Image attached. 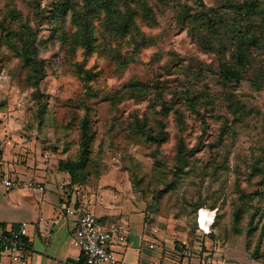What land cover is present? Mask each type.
<instances>
[{"label":"rangeland","instance_id":"374dc122","mask_svg":"<svg viewBox=\"0 0 264 264\" xmlns=\"http://www.w3.org/2000/svg\"><path fill=\"white\" fill-rule=\"evenodd\" d=\"M63 1L0 0L2 142L35 140L60 168L62 160L79 158L88 117L91 155L78 171L103 176L99 183L129 199L122 210L134 209L123 222L133 224L130 247L148 245L149 235L137 233L147 216L152 230L178 250L182 243L196 247L208 264H264V49L252 51L240 84L225 87L217 75L219 56L198 42L189 20L179 15L184 6L192 13L228 11V0H112L108 23L105 10L91 16L89 53L63 41V31L77 28L73 9L60 17L54 10ZM133 10L129 31L120 32V17ZM23 29L34 39L33 57L44 62L38 85L20 55L17 32ZM80 64L95 75L83 78ZM227 91L245 104L243 115L230 109ZM138 122L153 136L164 130L165 139H147ZM180 139L193 150L183 172L175 165ZM196 201L216 211L210 235L192 226ZM236 210L242 211L238 223Z\"/></svg>","mask_w":264,"mask_h":264},{"label":"crops","instance_id":"0c3cea01","mask_svg":"<svg viewBox=\"0 0 264 264\" xmlns=\"http://www.w3.org/2000/svg\"><path fill=\"white\" fill-rule=\"evenodd\" d=\"M48 161V156L44 155L35 140L20 138V144H16L11 137L3 142L0 138V175L21 181L36 180L45 187L41 191L0 185V231L11 230L23 221L29 223L28 239L32 250L29 264H76L80 251L73 245L72 238L77 217L65 212L63 182L66 180L75 186L70 195L71 203L88 202L101 220L108 222L111 219L124 230L128 227L127 245L113 244L114 250L121 256L119 264H208L199 254L188 257L187 263H184L186 256L182 258L179 255V248L165 239L163 232L150 228L147 216H144L143 223L138 224L137 233L143 237L149 235L148 245L143 243L139 250L130 247L133 224L131 222L126 226L123 222L127 216L131 220L129 215L134 209L122 210L129 199L121 198V191L112 185L99 183L103 176L94 178L79 171L71 173ZM193 248L197 252V248ZM210 264L218 263L211 261Z\"/></svg>","mask_w":264,"mask_h":264},{"label":"trees","instance_id":"16d2710c","mask_svg":"<svg viewBox=\"0 0 264 264\" xmlns=\"http://www.w3.org/2000/svg\"><path fill=\"white\" fill-rule=\"evenodd\" d=\"M81 2L83 7L80 6ZM228 2L229 10L224 12L198 9L197 12L192 13L185 6L180 8L179 11L180 19L189 20L192 32L197 35L198 42L208 51H213L219 56L217 75L218 80L225 87L233 83H236V85L240 84L246 77L250 56L253 55L252 51L264 49V0H244L243 2L228 0ZM76 6L81 7V9L76 8ZM114 6L112 0H64L63 2H56L54 10L57 9L59 11V17L62 12L66 13L68 9H73L72 21L77 26L70 33L63 31V41L72 48L77 45H82L89 53L93 47L92 36L94 29V26L91 25V16H97L99 9L105 10L107 16L104 21L108 23L113 18ZM134 14L135 11L133 10L130 15L124 14L120 17L118 26L120 32L129 31L131 27L130 21ZM12 33L9 31L5 35V38L7 37L6 40L9 42ZM17 35L23 42L20 55L25 65L31 70L32 76L36 78V85H38L45 76L44 62L33 57V54L36 52V46L34 39L30 37V33L23 29L17 32ZM78 68L83 78H90L92 75H95V72H92L91 69H84L81 67V64ZM225 95L227 100L231 101L229 107L233 113L243 115L246 108L245 104L235 99V92L227 91ZM165 113L167 112L165 111ZM88 123V117H85L81 125V150L78 156L79 158L68 161L62 160L60 162V168L75 173L79 169L86 167L91 155L92 143ZM137 125V128L143 131V135L153 142L160 143L167 135L162 130L161 133L153 136L150 128H146L147 125L145 123L138 122ZM192 152L193 150L187 147L184 139H180L175 157L177 171H184L181 165L189 164L190 154ZM191 204L194 213L192 226L197 230V212L200 207H204L205 205H202L201 201L191 202ZM241 213V210H236L234 215L235 223L239 222ZM211 233L212 231L209 235ZM182 244L186 245L187 243ZM179 255L182 258L184 256L181 254V250H179ZM254 256L257 257L258 252Z\"/></svg>","mask_w":264,"mask_h":264},{"label":"built area","instance_id":"2783aa9c","mask_svg":"<svg viewBox=\"0 0 264 264\" xmlns=\"http://www.w3.org/2000/svg\"><path fill=\"white\" fill-rule=\"evenodd\" d=\"M0 185L7 188H36L41 191L45 189L44 185L36 180L21 181L3 175H0ZM74 187L71 181L63 182L65 212L77 217L72 238L73 245L80 251L76 264H119L113 244L126 241V235L121 226L98 218L88 202L71 203L70 195ZM205 209L209 213L207 218L202 217ZM215 217V209L200 207L196 216L197 230L209 234ZM28 226L29 223L23 221L11 230L0 231V264H29L32 250L28 239ZM180 246L181 254L186 257H193L197 253L189 244ZM150 247H153V244H150Z\"/></svg>","mask_w":264,"mask_h":264},{"label":"bare ground","instance_id":"6f19581e","mask_svg":"<svg viewBox=\"0 0 264 264\" xmlns=\"http://www.w3.org/2000/svg\"><path fill=\"white\" fill-rule=\"evenodd\" d=\"M202 214H203V216H202L203 218H207L209 216L207 209L203 210Z\"/></svg>","mask_w":264,"mask_h":264}]
</instances>
